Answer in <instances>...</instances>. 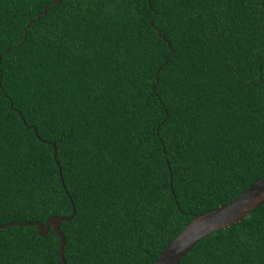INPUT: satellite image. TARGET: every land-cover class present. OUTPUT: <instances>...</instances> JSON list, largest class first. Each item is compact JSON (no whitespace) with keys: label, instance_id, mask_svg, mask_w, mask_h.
I'll return each instance as SVG.
<instances>
[{"label":"trees","instance_id":"1","mask_svg":"<svg viewBox=\"0 0 264 264\" xmlns=\"http://www.w3.org/2000/svg\"><path fill=\"white\" fill-rule=\"evenodd\" d=\"M53 1L0 0V224L71 196L66 264H154L264 176V0ZM59 242L0 229V264ZM178 264H264V202Z\"/></svg>","mask_w":264,"mask_h":264},{"label":"water","instance_id":"2","mask_svg":"<svg viewBox=\"0 0 264 264\" xmlns=\"http://www.w3.org/2000/svg\"><path fill=\"white\" fill-rule=\"evenodd\" d=\"M61 0H55L53 3H59ZM49 3L44 5V10L39 13L35 20L31 23L36 22L42 15L47 14V6ZM156 13V12H155ZM153 24V21L151 22ZM28 26V27H29ZM27 27V28H28ZM26 31V30H25ZM158 36L167 43H169L161 30H157ZM37 134L36 127H33ZM48 143V142H45ZM54 148V157L57 158V147L54 142H49ZM61 181L65 186L62 170L60 169ZM68 192V191H66ZM72 204V214L68 217L51 216L45 223L39 221H12L6 224H0V229H5L12 225H23V226H36L41 235L47 234L51 228H53L56 235L59 237L58 255L61 264H66L64 256V248L66 239L60 229V225L63 221L71 220L75 213V204L69 196ZM264 202V176L257 179L252 183L243 193L237 196L231 202L219 206L218 208L206 212L204 214L195 215L193 220L187 224V226L164 248L160 253L154 264H178L180 260L201 240L207 236L218 232L219 230L228 228L234 224H237L250 216L253 209H256L260 204Z\"/></svg>","mask_w":264,"mask_h":264}]
</instances>
